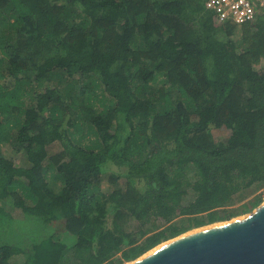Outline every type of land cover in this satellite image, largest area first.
<instances>
[{
    "label": "trees",
    "instance_id": "obj_1",
    "mask_svg": "<svg viewBox=\"0 0 264 264\" xmlns=\"http://www.w3.org/2000/svg\"><path fill=\"white\" fill-rule=\"evenodd\" d=\"M205 1L0 0V264H122L261 204L234 207L264 187V15Z\"/></svg>",
    "mask_w": 264,
    "mask_h": 264
},
{
    "label": "water",
    "instance_id": "obj_2",
    "mask_svg": "<svg viewBox=\"0 0 264 264\" xmlns=\"http://www.w3.org/2000/svg\"><path fill=\"white\" fill-rule=\"evenodd\" d=\"M202 228L167 240L127 264H264V203L235 220Z\"/></svg>",
    "mask_w": 264,
    "mask_h": 264
},
{
    "label": "rangeland",
    "instance_id": "obj_3",
    "mask_svg": "<svg viewBox=\"0 0 264 264\" xmlns=\"http://www.w3.org/2000/svg\"><path fill=\"white\" fill-rule=\"evenodd\" d=\"M214 22V21H213ZM215 23V22H214ZM215 24H213L214 26ZM216 26V25H215ZM53 84V83H52ZM52 84H50L49 87H53ZM54 85V84H53ZM99 94L100 92L97 91ZM96 105H98L97 102H95ZM84 131V129H83ZM84 137L80 139V143H82V145H89V144H92L94 141H95V138L93 136H89V135H86L84 134ZM214 136L216 138V140H220L219 142H223L224 141V134L223 133H219V132H215L214 133ZM21 146L20 145H17V144H12V143H6L5 145H1L0 147V152L14 165V166H22L24 164L23 162V151H21ZM58 150H60V146L58 143L56 144H53L51 145L49 148H48V153L49 154H53L55 152H57ZM105 170L103 172V174L101 175L100 177V181H101V185L103 187H105L106 185V179L108 177V175L110 174V172L112 171H117L118 168L114 165H107L104 167ZM256 195H261V198H262V203H264V187L260 188V189H257L256 191L254 192H251L250 194H246L244 195L243 198H240L236 201V205L234 207H238L239 205H241L242 203H244L245 201H247L248 199L256 196ZM27 203H29L27 201ZM231 209V208H229ZM248 214V213H247ZM246 215V214H244ZM244 215H239V216H236L234 218H231L230 220L232 219H235L237 217H241V216H244ZM14 219V223H15V227H17V231L21 234V235H29L30 232H35V229H32L33 225L32 223L26 218V217H20V218H12ZM229 220H226V221H220V222H216V223H213L214 225L215 224H220V223H223V222H227ZM210 225V224H209ZM212 225V224H211ZM207 226V225H206ZM203 227V226H202ZM202 227H199V228H202ZM199 228H194V229H191L190 231H195ZM29 232V233H28ZM189 232V231H188ZM38 233V232H37ZM31 235V234H30ZM119 257H121L120 254H118ZM133 261V260H132ZM130 261H124L122 264H127L129 263Z\"/></svg>",
    "mask_w": 264,
    "mask_h": 264
},
{
    "label": "built area",
    "instance_id": "obj_4",
    "mask_svg": "<svg viewBox=\"0 0 264 264\" xmlns=\"http://www.w3.org/2000/svg\"><path fill=\"white\" fill-rule=\"evenodd\" d=\"M205 9L217 24L243 25L264 15V0H206Z\"/></svg>",
    "mask_w": 264,
    "mask_h": 264
},
{
    "label": "bare ground",
    "instance_id": "obj_5",
    "mask_svg": "<svg viewBox=\"0 0 264 264\" xmlns=\"http://www.w3.org/2000/svg\"><path fill=\"white\" fill-rule=\"evenodd\" d=\"M233 220H235V219H233ZM220 224H222V223H220ZM220 224L210 225V226H207V227H204V228L214 227V226H217V225H220ZM204 228H202V229H204ZM198 230H201V229H197V230H195V231H198ZM192 232H194V231H192ZM189 233H190V232H189ZM189 233H187V234H189ZM162 244H163V243H162ZM162 244H160L159 246H157L155 249H153V250L147 252L145 255H148V254L152 253L153 251H155L156 249H158Z\"/></svg>",
    "mask_w": 264,
    "mask_h": 264
}]
</instances>
